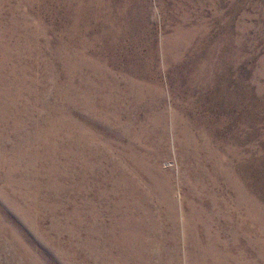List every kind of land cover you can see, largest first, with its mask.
I'll use <instances>...</instances> for the list:
<instances>
[{
    "label": "rangeland",
    "instance_id": "1",
    "mask_svg": "<svg viewBox=\"0 0 264 264\" xmlns=\"http://www.w3.org/2000/svg\"><path fill=\"white\" fill-rule=\"evenodd\" d=\"M0 264H264V0H0Z\"/></svg>",
    "mask_w": 264,
    "mask_h": 264
}]
</instances>
